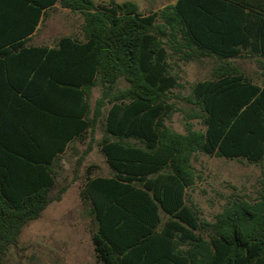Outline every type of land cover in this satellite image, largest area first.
I'll use <instances>...</instances> for the list:
<instances>
[{"label":"trees","instance_id":"16d2710c","mask_svg":"<svg viewBox=\"0 0 264 264\" xmlns=\"http://www.w3.org/2000/svg\"><path fill=\"white\" fill-rule=\"evenodd\" d=\"M55 4L82 15V40L29 44ZM239 30L254 35L225 34ZM203 58L220 64L185 98L187 120L203 129L185 122L176 132L166 124L181 86L172 62ZM237 58L257 63L261 84ZM98 124L110 174L86 177L80 190L97 263L264 264V193L229 200L211 221L186 202L194 153L264 159V0H175L147 14L133 1L0 0V264L77 179ZM87 137L63 182L60 155Z\"/></svg>","mask_w":264,"mask_h":264},{"label":"rangeland","instance_id":"374dc122","mask_svg":"<svg viewBox=\"0 0 264 264\" xmlns=\"http://www.w3.org/2000/svg\"><path fill=\"white\" fill-rule=\"evenodd\" d=\"M108 1L92 0L95 5L106 4ZM115 1H133L140 12L147 13L167 0ZM82 23L83 18L79 12L56 4L46 12L29 44L52 46L62 36L82 40ZM230 62L243 75L261 84V77L252 59L237 58ZM172 63L173 72L181 86L170 93L169 102L173 105V111L166 124L179 133H184L185 122L196 130H202L199 119L187 120L186 114L190 112L192 105L185 98L191 84L209 79L211 72L220 63L214 58L189 62L174 59ZM119 87H124V84H119ZM99 94V87H94L89 99L91 106ZM102 135V127L98 124L93 149L79 167L78 177L73 183L69 181L74 157L85 147L88 137L69 145L61 156L59 171L65 177L63 182L69 183L68 188L59 201L48 204L39 218L22 227L15 245L8 247L2 264H99L95 260L91 243V217L87 213L86 202L80 196V190L86 177L110 174L96 144ZM190 163L195 180L186 190V202L202 220L211 221L213 215L221 211L229 200L244 199L253 202L264 193V159L252 163L244 159H225L196 152Z\"/></svg>","mask_w":264,"mask_h":264},{"label":"crops","instance_id":"0c3cea01","mask_svg":"<svg viewBox=\"0 0 264 264\" xmlns=\"http://www.w3.org/2000/svg\"><path fill=\"white\" fill-rule=\"evenodd\" d=\"M175 2V0H167V1H165L164 3H159L160 5H158V7L157 8H155V9H152V10H150L149 12H153V11H156V10H158V9H160V8H162L163 6H165V5H169V4H173ZM56 5V4H55ZM54 5V6H55ZM53 6V7H54ZM221 9H223V10H221ZM221 9H214V11H215V15H224L225 14V8H221ZM140 12V11H139ZM149 12H147V13H149ZM142 14H147V13H143V12H141ZM250 31V30H249ZM36 32V31H35ZM35 32L31 35V37L35 34ZM226 35H233V36H241V35H254V32H253V30H251L250 32H245V31H243V30H239V31H236V32H227V33H225ZM30 37V38H31ZM31 45H33V46H46V47H49V48H51V47H54V45H55V43H54V45H52V46H47V45H34V44H31ZM240 51L241 52H243V53H248V52H252V51H255V50H252L251 48H249V47H247L246 49H240ZM252 61L255 63V68L256 69H258V65H257V63L252 59ZM60 156H62V155H60ZM161 215V218H163L164 219V216L162 215V214H160Z\"/></svg>","mask_w":264,"mask_h":264}]
</instances>
